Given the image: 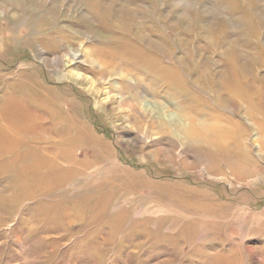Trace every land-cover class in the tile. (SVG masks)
Instances as JSON below:
<instances>
[{"label":"rangeland","instance_id":"1","mask_svg":"<svg viewBox=\"0 0 264 264\" xmlns=\"http://www.w3.org/2000/svg\"><path fill=\"white\" fill-rule=\"evenodd\" d=\"M99 28L106 39L93 35ZM138 33L154 42L159 66H169L171 52L173 67L191 70L204 88L177 72L192 95L154 89L139 69L154 52L134 40ZM107 41L129 45L116 51ZM231 49L251 116L244 102L216 105L218 86L190 67L208 68L214 81L231 67ZM0 74V103L12 93L5 74L9 87L21 85L15 94L45 102L39 121L74 160L55 172L33 166L30 184L15 186L17 169L55 143L0 152V264H264V0H0ZM184 108L231 123L236 143L242 138L240 152L228 153L235 174L227 156L182 144L170 123ZM70 166L72 175L46 191L33 186Z\"/></svg>","mask_w":264,"mask_h":264},{"label":"bare ground","instance_id":"2","mask_svg":"<svg viewBox=\"0 0 264 264\" xmlns=\"http://www.w3.org/2000/svg\"><path fill=\"white\" fill-rule=\"evenodd\" d=\"M91 10L97 13L96 8H92ZM3 12L6 13V10L3 9ZM122 28L123 26L118 25L119 30H123ZM107 30H109V28H107ZM97 33H99L100 36H103L105 39L106 37H108L107 31L101 28H99V30H95L93 32V35L96 36ZM133 37H134V40L148 42L149 50L151 52L156 51L152 49V48L156 49V47L154 46V42L152 40L147 39L146 36L138 33L136 34V36L134 35ZM103 43H105L106 46L109 45V47L113 46V49L116 51H118L120 48H123L126 45H129V43H120L119 45L117 44L115 45L114 43H117V42L113 43L110 41L109 42L107 41V43L106 42H103ZM130 45H133V44L130 43ZM132 48L134 49L135 46L133 45ZM158 49H159L158 51H160V47H158ZM228 52H229L228 57H230L229 59L233 58L232 60H230L232 62L231 67L226 70L224 69L223 71L215 72L214 81L213 79L209 78V74H211L212 72H209L208 68L202 72L199 69H197L195 62H190V67L193 68V73H198V72L199 74L201 73L200 77H203V79L206 78L205 82L208 80V82H210L209 84H212L213 86L214 85L218 86V89L220 90H217L219 91L218 94L217 95L215 94L213 97L214 103L216 105L217 104H219L220 106L233 105V107L237 109V106L241 105L240 104L241 102H244L246 105L245 110L247 114L250 115L253 113L252 110L255 107V104L253 103V100H252L251 90L250 88L246 87L245 90L241 89L239 91L238 71L241 68L238 66L237 62H235L237 56L235 58L233 56L234 49H231ZM155 53L156 52H154L151 55V57L150 56L147 57V59L149 58L151 62L145 61L147 62L146 64L139 66L140 67L139 69H143V71L149 75V78H151L150 82L152 85H154V89L157 86H160V87L163 86L165 89L169 90L171 93H173L172 91L176 90L177 97L175 96L174 97L177 100L180 97L182 99V98H187V96L189 95H192V93L190 92V89L187 87L188 85L186 84V82L182 80L180 76H178V73H180L179 72L180 70H176V68L173 67V65L177 66L176 60L173 62L174 60L173 54L171 52L165 53L164 56L166 57L165 59L168 60L169 66L161 67L157 64L160 58L159 54L158 56H156L157 53L156 54ZM78 56H79L78 51H73V53L69 56L70 57L69 61L71 63L74 62L75 60L78 59ZM87 63L92 65L94 62L91 61V59H88ZM98 64L101 66L102 62H98ZM22 66L23 65L20 64L17 67V69L18 70L21 69ZM199 66L203 67L202 64H200ZM180 69L183 73L181 72L179 75L186 77V79L189 80V85L196 86L200 89L204 88V84H202V82L200 81L201 79L199 80L197 79L195 80V82L193 81L191 82L190 77H189V75L192 73L191 70L187 71V68L186 69L184 67L181 68V66H180ZM18 70L17 71L15 70V71L18 72ZM243 70H246L245 67ZM15 71L14 73H16ZM249 72H250L249 75L251 76V70H249ZM3 75L7 83L6 85L7 89L8 91L9 90L12 91V93L11 92H10L11 94L7 93L3 97L0 103V113L3 114V117H1L0 115V128H1L0 133H2L3 136H5L3 143L0 144V152L5 151L6 153H8L10 149L17 146L21 142H27L28 144L32 142L33 144L37 145V147H41L47 144L48 142L55 143L53 147L52 146L48 147L41 157H39L36 160H30L31 164L26 166V168L22 167L21 169L20 168L17 169V174H15L14 176L15 180L13 177V182L15 183V186H21V185L28 186V184H30L31 182L28 176V171L31 169V167L40 166L41 168H45V169L48 168L47 170L48 171L50 170V172L51 171L55 172L57 171L55 168V165H58L61 163L72 165V163H74V160L73 158H70L69 150L62 149V146H60V142H58L56 137H55L56 139L54 138V136L51 134L49 129L46 127L47 124L44 125V123L40 122L41 119L44 120V114H43L44 109H39V108L40 106H43L45 102L43 101V105H40L37 102H35V99L40 101V99L38 98L36 94H34L33 97H30L24 92L20 94L16 93L17 94L16 95L15 92L13 91L14 89H17V88L21 89L22 88L21 85H18V87L14 89L12 87H9L8 82H10L11 79L5 74ZM17 82L19 83L20 80H18ZM16 83L15 85H17ZM221 91H226L227 96H223L222 94H220ZM178 92H181V93H178ZM229 93L232 95V98H230ZM179 94H180V97H178ZM132 98L134 99L136 98L135 102L137 105H142L141 103L142 101L138 102V99H137L138 97L133 96ZM199 102L203 104V107L205 106L203 102L201 101ZM30 106L33 108H30ZM160 106L162 107V104H160ZM11 107L15 109V114L13 115L9 113ZM31 110L33 112H31ZM35 112H37L38 114H36ZM162 112L163 114L167 113L165 110V106L162 107ZM180 116L181 117H178L177 122L176 120H174L170 123L173 125V126H170V128H173V131L177 129V131L181 133L182 144L187 143V144L197 145L201 147H207L213 150L215 154H219V155L227 156V157L229 156L228 153L232 155V154H236L240 152L241 148L239 150V145L237 144L240 143L242 145V138H240L238 140V143H236L237 137L233 135L230 129V126H229L231 125V123L223 125L221 122L211 123L210 121L208 122V121L202 120L207 115L204 114L203 111H199V113L193 112L191 108L190 109L184 108ZM211 117L214 118V117H217V115L213 114L211 115ZM157 123L158 125H161L160 121H158ZM11 129H14V130L11 131ZM241 152H243L244 160L246 158L248 159L246 151L244 150ZM68 155H69V158L67 157ZM109 155H110V152H109ZM233 156H236V155H232L231 157ZM227 157L224 158V160L229 164V168L227 169L230 171L231 174H235V172H237L239 168H237L236 163L234 164L235 160L230 159L229 158L230 156L228 158ZM51 165H53V168L51 167ZM71 167L72 166H70V169L65 171L64 174H62V177L59 173H55L52 179H47L46 177L41 176L38 182L32 183V184L35 188L38 186L39 188L43 187L42 190L46 191L47 187H50L53 184H57L58 181L67 178V176L72 175L74 171L73 172L71 171ZM42 190L40 192H42ZM41 194L43 193H39V195ZM9 198L13 199V201H16V202L19 201V198H17L13 194H10Z\"/></svg>","mask_w":264,"mask_h":264}]
</instances>
